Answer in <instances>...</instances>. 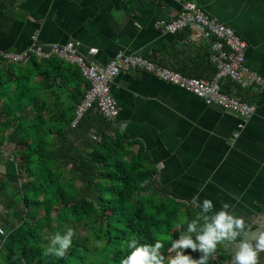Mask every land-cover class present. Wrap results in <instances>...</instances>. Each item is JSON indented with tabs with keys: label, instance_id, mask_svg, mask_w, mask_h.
Masks as SVG:
<instances>
[{
	"label": "crops",
	"instance_id": "0c3cea01",
	"mask_svg": "<svg viewBox=\"0 0 264 264\" xmlns=\"http://www.w3.org/2000/svg\"><path fill=\"white\" fill-rule=\"evenodd\" d=\"M184 2L231 27L247 44V65L264 78V0H0L11 16L0 30V52H22L35 36L44 45L75 42L79 54L99 64L123 53L173 70L197 68L211 78L210 58V66L197 58L204 49L210 55V42L178 40L154 25L176 17ZM226 84L233 82L221 83ZM239 87L233 92L255 105L243 128L236 114L143 69L113 79L110 92L119 109L113 126L131 155L153 173L144 195L156 189L157 197L180 205L189 218L199 210L196 194L201 201L212 199L217 209L228 202L248 228L264 217V91Z\"/></svg>",
	"mask_w": 264,
	"mask_h": 264
},
{
	"label": "trees",
	"instance_id": "16d2710c",
	"mask_svg": "<svg viewBox=\"0 0 264 264\" xmlns=\"http://www.w3.org/2000/svg\"><path fill=\"white\" fill-rule=\"evenodd\" d=\"M10 19L0 3V30ZM185 33H176L178 40ZM204 50L198 61L210 66ZM2 60L0 159L5 146L9 151L0 175V264H120L123 243L132 234L142 243L163 240L167 260L171 240L186 227L178 224L185 216L181 206L157 197L156 189L144 195L152 170L131 155L123 136L98 111L88 110L71 126L87 88L79 68L56 57L32 56L27 69ZM187 68L176 70L210 78ZM238 87L233 82L221 90L239 96L232 90ZM68 229L73 238L65 256L46 253L50 237ZM230 263L223 248L210 259Z\"/></svg>",
	"mask_w": 264,
	"mask_h": 264
},
{
	"label": "built area",
	"instance_id": "2783aa9c",
	"mask_svg": "<svg viewBox=\"0 0 264 264\" xmlns=\"http://www.w3.org/2000/svg\"><path fill=\"white\" fill-rule=\"evenodd\" d=\"M154 25L167 34L187 32L186 40L194 44L202 41L210 42L209 58L215 66L213 76L209 79L186 76L159 62L123 53H118L106 63L99 64L79 54L75 42L44 45L38 43L35 36L31 45L24 51L0 52V56L6 64L25 63L34 56L39 59L56 57L76 65L87 82V88L82 100L75 106L72 127L90 109H95L117 126L119 109L110 92L111 83L121 72L143 69L160 80L173 83L193 93L205 104L217 105L236 114L240 118L237 126L243 128L246 121L254 114L255 105L240 96L223 92L221 83L223 80H231L243 88L257 87L264 91V78L246 63V42L231 27L208 15L194 2L182 3L176 17L170 20L158 19ZM94 53L95 49L89 50V54ZM237 135L238 132H235L233 136L237 137Z\"/></svg>",
	"mask_w": 264,
	"mask_h": 264
},
{
	"label": "clouds",
	"instance_id": "9594fccd",
	"mask_svg": "<svg viewBox=\"0 0 264 264\" xmlns=\"http://www.w3.org/2000/svg\"><path fill=\"white\" fill-rule=\"evenodd\" d=\"M193 201L199 210L191 218H178L179 226L186 227L168 246L173 255L165 260L163 240L142 243L140 238L132 234L123 243L124 255L120 258V264H210L218 247H223L228 252L231 264H257L258 253L264 250V223L261 220L258 231L249 239L245 219L237 215L228 202L217 209L210 198L201 201L196 194ZM72 238V229L63 234L57 232L50 237L45 252L64 257L67 249L72 246ZM189 248L192 252L198 251L199 257L194 258L184 251Z\"/></svg>",
	"mask_w": 264,
	"mask_h": 264
},
{
	"label": "water",
	"instance_id": "95a60500",
	"mask_svg": "<svg viewBox=\"0 0 264 264\" xmlns=\"http://www.w3.org/2000/svg\"><path fill=\"white\" fill-rule=\"evenodd\" d=\"M261 220V223H264V218H257L256 220H254L250 226H249V231H248V238L251 239L256 231H258V227H259V222ZM254 243V241H253ZM231 264V263H230ZM257 264H264V250H261L259 253H258V261H257Z\"/></svg>",
	"mask_w": 264,
	"mask_h": 264
},
{
	"label": "rangeland",
	"instance_id": "374dc122",
	"mask_svg": "<svg viewBox=\"0 0 264 264\" xmlns=\"http://www.w3.org/2000/svg\"><path fill=\"white\" fill-rule=\"evenodd\" d=\"M8 151H9L8 148L5 146V148L3 149V153L1 155V159H0V175L4 173V170H5L4 164L7 159Z\"/></svg>",
	"mask_w": 264,
	"mask_h": 264
}]
</instances>
